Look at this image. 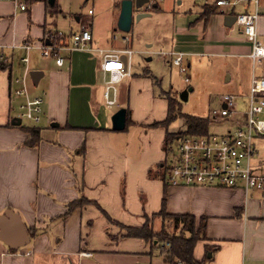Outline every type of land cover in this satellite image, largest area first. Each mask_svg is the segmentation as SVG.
Wrapping results in <instances>:
<instances>
[{
  "label": "crops",
  "instance_id": "obj_1",
  "mask_svg": "<svg viewBox=\"0 0 264 264\" xmlns=\"http://www.w3.org/2000/svg\"><path fill=\"white\" fill-rule=\"evenodd\" d=\"M157 2V8L154 5L152 10H161V1ZM178 3L182 2L178 0ZM43 5L44 20L38 16ZM56 5V0L54 5L49 0H30L28 10L20 11L13 3H0V24L9 26L26 15L31 24L36 23L40 28L34 35L39 45L54 29L49 28L47 19L54 18ZM194 5L199 8L205 27L208 23L212 26L216 20L218 25L222 24L220 16L203 18L208 6H197L195 2ZM144 6L137 10L136 21L152 17ZM261 6L264 8V0ZM119 8L118 18L121 4ZM214 14L222 13L215 11ZM140 15L143 17L137 20ZM166 18L168 22L164 26L157 24L163 30L162 47L166 50L168 46L167 51L177 52L172 37L174 18ZM228 28L233 36L227 35L222 49L242 60L226 83H233L239 89L235 96L246 111L244 101L253 75L263 76L264 64L254 68L249 57L251 44L236 24ZM258 33L264 44V16L259 20ZM3 35L4 32L0 33V37ZM17 37L9 42L5 41V36L0 39V52L6 56L5 61H0V215L10 210L18 213L31 242L27 247L12 251L0 241V264H154L157 259L164 261L161 264H168L157 239L128 237L127 230L111 231V221L126 228H141L150 217L154 231L160 232L164 224L158 214L163 208L169 215H192L198 222L206 218L207 238L199 241L194 249L197 261L264 264V192L247 194L238 189L170 187L165 183L167 175H159L169 160L164 145L172 132L157 124L163 122L164 116L167 118L166 97L169 95L159 93L155 86H159L158 81L150 71L137 76L133 73L131 59L132 76L118 85L117 107L127 110V127L117 132L113 130L114 115L104 102L106 85L100 71L103 61L100 53L64 52L62 67L55 59L46 63L29 59L25 64L22 58L26 54L15 63V50L6 54V50H11L8 46L33 44L29 37L23 41H20L22 37ZM124 39L120 46L112 42L111 48L103 49L96 48L93 37V45L107 52L124 48L134 51L131 39L128 44ZM165 39L169 41L167 45ZM136 53L134 51L133 56ZM185 58L184 65L189 68L190 63L187 66ZM165 59L174 66L170 57ZM27 69L32 88H41L32 91L28 81L31 98L44 100L40 122L43 127L38 126L40 140L35 144L31 143L28 132L13 123L19 118L24 102L15 96L18 86L14 80L20 71ZM34 71L40 73L36 83L30 76ZM162 109L166 112L162 113ZM83 146L85 152H79ZM256 149L254 164L259 166L264 161L261 155L264 138L257 139ZM258 172L264 173V167ZM79 200L84 201L82 206L67 214L68 205ZM167 244L165 248L170 249Z\"/></svg>",
  "mask_w": 264,
  "mask_h": 264
},
{
  "label": "rangeland",
  "instance_id": "obj_2",
  "mask_svg": "<svg viewBox=\"0 0 264 264\" xmlns=\"http://www.w3.org/2000/svg\"><path fill=\"white\" fill-rule=\"evenodd\" d=\"M180 1L182 2L181 4L178 3V0H164L159 3L161 10H151L152 17L144 18L141 21L135 20L138 14V11L135 10L132 30L126 34L118 30L119 18L117 15L120 9V2L117 3L113 0H56L57 7H53L54 18L48 17L47 19L49 28H54L48 33V37H53L54 43L60 45L62 38L64 42L70 41L72 34H78L82 28L90 26L96 48L107 49L111 48L112 42L116 46H120L122 40L128 36L132 42L131 48L137 52L132 57L133 73L137 76H142L146 70L150 71L154 80L158 81L159 86H155L160 90L159 93L165 92L170 97L176 98L183 114L209 119L208 133L223 135L228 129L235 128V126L229 121L214 122L211 113L213 109H220L223 96L239 94V89L233 83L228 85L226 80L230 73L234 75L236 68L239 66L238 61L242 59L238 60L228 55L231 54L230 52L222 49L224 43H226L227 35L233 36V32L229 31V28L225 26L224 20L226 16L224 14L211 15V17L220 16L222 24L218 25L216 20L212 26L208 23L207 27H205L204 20H201L199 8L194 5L196 0ZM195 3L199 6L202 0H198ZM90 10L94 11V15H89ZM237 12H242V9L238 8ZM163 14L174 18L175 31L172 34L174 44L176 45L177 52H184L187 55L185 64L188 66L190 63L186 75L181 74L177 67L171 66L170 60L158 54L163 41L161 38L162 28L157 24L161 23L164 26L168 22L166 16H160ZM38 16L43 18V20L45 19L44 5L43 11L41 10ZM38 20L41 19L38 18ZM38 28L36 23L31 24L28 17L24 15L9 26L1 25L0 33L4 32V35L0 39L5 36V41L9 42L16 39L17 35L18 39L22 37L20 41L26 40L29 37L33 39L30 41L36 46V48L30 51L29 59L43 63L50 62L49 60L53 58H45L42 50L38 48L37 43L39 41L35 40L36 37L34 35L39 32ZM59 32L63 34V37L60 36ZM165 41L167 45L168 39H165ZM165 48L168 50V46ZM11 52L12 50H6V54H10ZM14 54L15 63H19L20 59L25 55L24 52H20L17 49ZM24 71H20L17 76H23ZM14 73L16 74V69H14ZM262 74L264 76V73ZM29 87L30 89L32 88L30 81ZM40 89L39 87H33L32 91ZM188 89H191L188 100L183 102L180 99V94ZM16 108L17 105L15 106ZM243 108L245 109L239 102V113L245 111ZM119 110L121 109L117 106L110 109L112 116ZM17 112L19 114L18 109ZM163 112H166L165 109H162ZM165 120L166 116L161 119L163 122ZM22 123L25 127H43L40 123L37 124L26 119ZM165 127L169 128L172 134L185 133L187 131V123L184 117L176 118V120ZM173 150L175 152L174 147L171 146L168 163L174 157ZM261 155L264 157V149H261ZM168 163L165 164L166 169L169 167ZM161 219L165 231L169 234H174L176 231L174 232L170 225L169 218L161 216ZM151 221L152 219L148 217L146 224L151 225ZM111 224H113L111 228L112 232L120 231L122 233L127 230L126 227L112 221ZM177 232L181 231L178 230ZM161 263H164V261L157 259L154 264Z\"/></svg>",
  "mask_w": 264,
  "mask_h": 264
},
{
  "label": "built area",
  "instance_id": "obj_3",
  "mask_svg": "<svg viewBox=\"0 0 264 264\" xmlns=\"http://www.w3.org/2000/svg\"><path fill=\"white\" fill-rule=\"evenodd\" d=\"M30 0H0V3H13L20 11L28 10ZM123 1V0H114ZM163 2V0H159ZM196 0L195 2H197ZM200 1V0H199ZM157 0H149L144 6L151 11ZM200 5L213 6L217 12L224 15L236 16L235 24L239 27L245 39L251 44L249 57L254 68L264 64V44L258 33V23L264 16L261 0H202ZM242 12H237V9ZM94 11L90 10L89 15ZM63 37V34L60 33ZM70 41L55 44L53 37H48L44 43L38 45L47 59L56 60L60 67L64 65V52H84L102 55L101 73L104 75L106 90L104 102L107 109L116 107L119 103L118 85L132 76L131 59L134 54L129 48L103 51L94 48L93 32L90 26L84 27L78 34L71 35ZM129 43V38L124 39ZM1 47V46H0ZM11 50L25 52L23 63H29V53L36 48L34 44H12ZM159 54L170 57L172 64L179 68L182 74H187L188 68L184 65V53L167 51L161 47ZM6 56L0 52V61H5ZM29 71L14 80L18 86L15 96L24 99L20 106L19 118L22 122L26 119L34 123L41 122L44 100L41 97L31 98L28 88ZM246 111L239 113V97L225 95L222 97V107L213 109L212 120L215 122L229 121L235 128L223 135L206 134L203 136L180 135L172 145L174 157L168 163L166 184L170 187H210L264 192V173L258 172L264 167V161L259 166L254 164L257 157L256 141L264 138V76L254 74L249 95L245 98ZM242 115V116H240ZM167 248L170 244L166 245ZM27 255H30L27 253ZM89 255V254H86ZM177 264H185L179 261Z\"/></svg>",
  "mask_w": 264,
  "mask_h": 264
},
{
  "label": "trees",
  "instance_id": "obj_4",
  "mask_svg": "<svg viewBox=\"0 0 264 264\" xmlns=\"http://www.w3.org/2000/svg\"><path fill=\"white\" fill-rule=\"evenodd\" d=\"M47 1V0H45ZM203 13L204 19L206 20L212 14L215 13L216 9L213 6H208ZM168 101V115L164 122L158 123L157 125L168 126L171 122L176 120L178 117H184L187 123V131L182 134H188L192 136H203L208 134V127L210 120L205 118H199L194 116L185 115L180 109V104L176 98L170 96L166 97ZM156 125V124H155ZM21 129L29 133L31 137V143L35 144L40 140L41 128L39 127H25L20 126ZM182 134H168L165 140L164 150L169 152L170 147L174 144V140ZM79 152H85V146L81 147ZM159 175L167 174L166 166L163 171H160ZM158 176V175H157ZM83 200L71 202L68 205V212H72L75 208L82 206ZM165 204V199H164ZM169 218L170 225L174 230V234H169L165 231V228L160 232H155L152 225L146 224L141 228H127V236L132 238H141L147 241L157 239V242L162 248L164 259L168 264H176L181 261L185 264H209V260L197 261L194 257V249L199 241L206 240V218H202L200 222L192 215H169L163 208L158 214ZM181 232H177V231ZM168 242L171 246L170 249L165 248V243ZM166 250V252H165Z\"/></svg>",
  "mask_w": 264,
  "mask_h": 264
},
{
  "label": "water",
  "instance_id": "obj_5",
  "mask_svg": "<svg viewBox=\"0 0 264 264\" xmlns=\"http://www.w3.org/2000/svg\"><path fill=\"white\" fill-rule=\"evenodd\" d=\"M149 0H123L121 3V12L118 21V30L123 33H130L134 21V9L140 10L148 3ZM51 5H54L55 0H49ZM155 8L157 6L155 5ZM143 15L137 17L139 20ZM236 22V16L228 15L225 17V25L231 27ZM40 73L34 71L30 74L34 83L37 82ZM191 89L185 90L180 94V99L186 102L189 97ZM15 126H21L22 120L17 118L14 122ZM113 130L117 132L124 131L127 127V110L121 109L112 118ZM57 126V124L55 125ZM0 241L9 247L12 251H17L21 248L27 247L31 242V236L23 222L21 216L10 210L0 215ZM212 255L209 256L211 258Z\"/></svg>",
  "mask_w": 264,
  "mask_h": 264
}]
</instances>
